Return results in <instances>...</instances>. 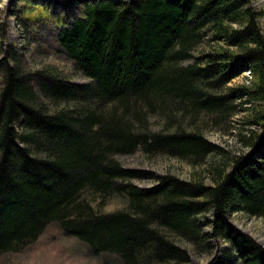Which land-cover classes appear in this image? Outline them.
I'll use <instances>...</instances> for the list:
<instances>
[{
	"label": "trees",
	"instance_id": "trees-1",
	"mask_svg": "<svg viewBox=\"0 0 264 264\" xmlns=\"http://www.w3.org/2000/svg\"><path fill=\"white\" fill-rule=\"evenodd\" d=\"M72 1L82 11L56 37L89 81L45 69L31 76L18 58L0 60V255L55 223L115 264L187 262L172 236L199 252H210L211 238L228 244L205 264H264V249L227 221L234 212L264 217V12L250 0ZM246 70L248 82L224 89ZM236 100L259 129L242 133L244 149L229 157L206 138L200 116L221 124ZM137 150L194 166L220 159L208 182L183 180L115 158ZM144 178L156 183L131 181ZM87 192L125 204L98 211Z\"/></svg>",
	"mask_w": 264,
	"mask_h": 264
},
{
	"label": "rangeland",
	"instance_id": "rangeland-1",
	"mask_svg": "<svg viewBox=\"0 0 264 264\" xmlns=\"http://www.w3.org/2000/svg\"><path fill=\"white\" fill-rule=\"evenodd\" d=\"M250 7L264 12V0H250ZM80 9V5L74 4L72 0H0V60L7 55L10 56V61L12 58H18L24 71L31 76L45 69L63 76L70 82L89 81L75 71L73 62L61 50L56 37L61 21L62 23L72 21V16L81 13ZM259 22L264 27V15L259 18ZM201 49L203 48L200 46L195 55H199ZM246 71L233 78L224 89L227 86L248 82L252 75L248 72L250 70ZM234 103L237 104L236 111L229 120L221 124H215L211 116L205 114L200 116V125L206 138L229 157L239 154L244 149L240 137L242 133L250 128L259 129L258 126L246 123L249 110L244 106L249 104H242L239 100ZM149 120L152 128L161 127L160 117L151 116ZM115 158L126 169L148 170L156 176L173 174L183 180L200 177L208 182V168L212 162L219 161L220 153L209 156L205 163L198 166L165 154L147 158L140 150L132 154L116 155ZM131 181L144 187L156 183V180L150 178ZM83 198L102 212L122 208L125 204L122 198L114 196L101 204L99 197L90 192ZM227 221L234 228L251 236L264 249V217L234 212L228 215ZM205 231L209 232L210 228L206 227ZM172 237L187 250L189 260L183 264H205L220 248L228 246L221 239L211 238L210 252H199L188 242ZM115 260L113 254L105 253L99 257L91 254L83 242L63 233L55 223L49 224L36 241L21 251L0 255V264H105V261L106 264H115Z\"/></svg>",
	"mask_w": 264,
	"mask_h": 264
}]
</instances>
